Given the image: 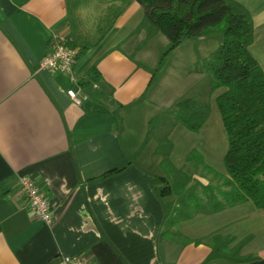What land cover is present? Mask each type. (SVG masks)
<instances>
[{
  "label": "crops",
  "instance_id": "0c3cea01",
  "mask_svg": "<svg viewBox=\"0 0 264 264\" xmlns=\"http://www.w3.org/2000/svg\"><path fill=\"white\" fill-rule=\"evenodd\" d=\"M237 1L253 15L250 49L264 68V0ZM142 17L137 0H0V264H58L70 254L94 264H237L204 263L215 234L251 235L242 254L264 264V213L251 201L180 222L191 242L163 235L167 210L153 181L164 171L147 98L155 74L143 53L169 39L159 32L137 50ZM59 36L80 51L90 44L76 65L79 84L40 66ZM95 62L101 80L85 87ZM23 175L48 195L53 225L31 212Z\"/></svg>",
  "mask_w": 264,
  "mask_h": 264
},
{
  "label": "trees",
  "instance_id": "16d2710c",
  "mask_svg": "<svg viewBox=\"0 0 264 264\" xmlns=\"http://www.w3.org/2000/svg\"><path fill=\"white\" fill-rule=\"evenodd\" d=\"M137 1L144 13L137 30L147 32L137 50L159 32L169 39L165 55L189 39L223 34L221 45L206 60L203 70L214 76L213 91L224 88L217 96V103L229 136L225 155L227 174L205 165L195 150L188 158L195 160L196 167L203 164V168L222 183L204 184L191 171L176 167L171 157L174 144L169 138L160 139L156 148V153L162 156L164 171L153 181L167 210L163 235L188 243L193 239L175 227L196 213H216L247 201H252L264 213V68L250 49L255 41V21L251 11L237 0ZM89 47L90 44H86L79 55ZM100 80L101 72L95 62L81 84L86 87ZM211 110L209 102L181 99L177 103V120L189 130L199 132ZM199 186L204 195L199 193ZM251 239L250 235L233 245L234 237L215 234L211 253L204 263L225 259L249 264L258 257L242 254ZM194 241L200 243L203 239Z\"/></svg>",
  "mask_w": 264,
  "mask_h": 264
},
{
  "label": "rangeland",
  "instance_id": "374dc122",
  "mask_svg": "<svg viewBox=\"0 0 264 264\" xmlns=\"http://www.w3.org/2000/svg\"><path fill=\"white\" fill-rule=\"evenodd\" d=\"M222 41L223 34L193 38L179 45L169 53L168 57L162 59L166 56L168 46L162 44L158 38L143 53V61L152 67L155 74L154 83L147 97L148 100L153 99L156 103V106L152 108L156 110L150 114V135L155 139L169 138L174 144L171 156L174 165L191 171L198 181L214 185L221 184L222 180L206 171L203 164L196 167L195 160L190 161L188 158L195 150L201 155L205 165L227 174L225 155L229 146V136L217 103V96L224 88L213 91L214 76L203 70L206 60ZM185 98H196L211 104L209 119L199 132L189 130L177 120V103ZM139 120L140 116L134 117V123H140ZM201 189L199 186V193L204 195ZM235 243L237 242L233 245Z\"/></svg>",
  "mask_w": 264,
  "mask_h": 264
},
{
  "label": "built area",
  "instance_id": "2783aa9c",
  "mask_svg": "<svg viewBox=\"0 0 264 264\" xmlns=\"http://www.w3.org/2000/svg\"><path fill=\"white\" fill-rule=\"evenodd\" d=\"M79 53L80 50L76 46L68 44L65 37L59 36L52 50L41 60L40 66L52 73L68 74L73 83L79 84L80 78L76 67ZM69 94L77 104L82 102L79 91L70 89ZM19 184L20 192L28 202L33 215L45 224L54 223L51 201L37 180L29 175H23ZM58 264H94V262L83 254H76L63 255Z\"/></svg>",
  "mask_w": 264,
  "mask_h": 264
}]
</instances>
